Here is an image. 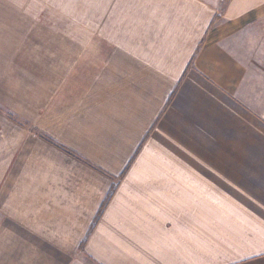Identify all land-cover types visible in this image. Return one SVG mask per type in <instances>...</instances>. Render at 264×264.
Masks as SVG:
<instances>
[{
	"label": "crops",
	"instance_id": "crops-1",
	"mask_svg": "<svg viewBox=\"0 0 264 264\" xmlns=\"http://www.w3.org/2000/svg\"><path fill=\"white\" fill-rule=\"evenodd\" d=\"M0 264H264V0H0Z\"/></svg>",
	"mask_w": 264,
	"mask_h": 264
},
{
	"label": "rangeland",
	"instance_id": "rangeland-1",
	"mask_svg": "<svg viewBox=\"0 0 264 264\" xmlns=\"http://www.w3.org/2000/svg\"><path fill=\"white\" fill-rule=\"evenodd\" d=\"M12 110L8 109L7 106L3 105V104H0V113L2 115H6V117H9V118H13L14 120L18 121V125L24 127V120H23V116L20 115L19 113L17 112H11Z\"/></svg>",
	"mask_w": 264,
	"mask_h": 264
},
{
	"label": "snow or ice",
	"instance_id": "snow-or-ice-1",
	"mask_svg": "<svg viewBox=\"0 0 264 264\" xmlns=\"http://www.w3.org/2000/svg\"><path fill=\"white\" fill-rule=\"evenodd\" d=\"M260 255H264V253H260Z\"/></svg>",
	"mask_w": 264,
	"mask_h": 264
}]
</instances>
